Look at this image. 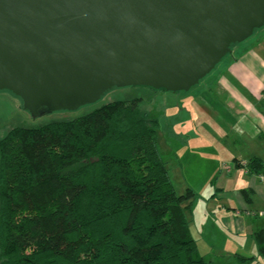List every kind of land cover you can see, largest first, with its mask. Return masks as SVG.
Segmentation results:
<instances>
[{"label":"trees","instance_id":"trees-1","mask_svg":"<svg viewBox=\"0 0 264 264\" xmlns=\"http://www.w3.org/2000/svg\"><path fill=\"white\" fill-rule=\"evenodd\" d=\"M141 103L110 102L0 142V264H210L190 231L196 193H178ZM246 166L264 170L259 158ZM256 240L264 255V230Z\"/></svg>","mask_w":264,"mask_h":264},{"label":"water","instance_id":"water-1","mask_svg":"<svg viewBox=\"0 0 264 264\" xmlns=\"http://www.w3.org/2000/svg\"><path fill=\"white\" fill-rule=\"evenodd\" d=\"M264 28V0H0V92L33 118L114 88L189 92Z\"/></svg>","mask_w":264,"mask_h":264},{"label":"crops","instance_id":"crops-1","mask_svg":"<svg viewBox=\"0 0 264 264\" xmlns=\"http://www.w3.org/2000/svg\"><path fill=\"white\" fill-rule=\"evenodd\" d=\"M197 93L193 102L185 106L190 114L193 112L196 122H201L202 134H197L193 120V139L201 144V150L196 152L209 148L202 147L203 143L225 142L229 137L235 143L257 142V146L238 153L230 162L231 168L213 170L200 184L185 178L184 170H170L182 194L188 189L196 193L188 212L191 234L199 253L210 264H264L256 240V234L264 230V184L257 177L264 170L250 174L246 168L247 161L253 158L261 159L264 165V34L238 48L216 81ZM204 116L210 117V122ZM174 137L175 141L182 139ZM244 190L251 191L249 199ZM243 258L253 260L243 262Z\"/></svg>","mask_w":264,"mask_h":264},{"label":"rangeland","instance_id":"rangeland-1","mask_svg":"<svg viewBox=\"0 0 264 264\" xmlns=\"http://www.w3.org/2000/svg\"><path fill=\"white\" fill-rule=\"evenodd\" d=\"M263 34L264 28L258 30L253 37L244 43L236 45L232 54L224 58L209 76L189 92L172 93L141 86L114 88L96 103L83 106L74 111L46 112L38 118H33L32 114L24 108L23 101L19 97L11 92L1 91L0 142L16 128H30L54 122L68 121L84 116L110 102L140 98L142 99L140 105L142 113L146 114L150 119L157 120L159 124L160 150L162 157L168 163L169 170H182V172L184 170L183 176L185 178L192 180L193 183L199 182L200 184V182H204L210 177L213 170H228L234 156H237L238 153H246L247 149L252 150L257 146V142L235 143L233 137L227 138L225 142L210 140L209 144H202V147H209L207 150L196 152L201 150V147L199 148L201 145L199 140L195 141L193 139L195 137L193 133L196 118L193 112L190 114L185 106L188 107L193 102L198 90L212 80L216 81V78L231 63L238 48L257 41ZM191 115L193 116L191 117ZM191 118L193 119L191 120ZM204 120L210 122L211 119L208 116H204ZM196 123L197 134H202L201 122ZM188 135L191 136V139L188 138ZM203 135L205 136V133ZM174 136L182 139L175 141L177 138ZM171 147H173L174 151ZM175 148L177 152H175ZM174 154L180 156V160L176 158L177 156H173ZM176 186L178 193L182 194L180 185L177 184Z\"/></svg>","mask_w":264,"mask_h":264},{"label":"built area","instance_id":"built-area-1","mask_svg":"<svg viewBox=\"0 0 264 264\" xmlns=\"http://www.w3.org/2000/svg\"><path fill=\"white\" fill-rule=\"evenodd\" d=\"M259 181L264 184V172L257 175Z\"/></svg>","mask_w":264,"mask_h":264}]
</instances>
